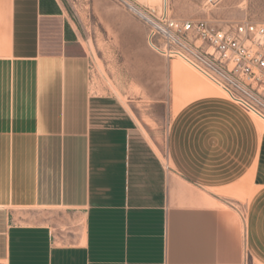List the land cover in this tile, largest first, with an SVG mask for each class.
Segmentation results:
<instances>
[{
    "label": "crops",
    "instance_id": "obj_1",
    "mask_svg": "<svg viewBox=\"0 0 264 264\" xmlns=\"http://www.w3.org/2000/svg\"><path fill=\"white\" fill-rule=\"evenodd\" d=\"M83 34L64 0H0V264H264V126L138 56L192 96L158 154Z\"/></svg>",
    "mask_w": 264,
    "mask_h": 264
},
{
    "label": "rangeland",
    "instance_id": "obj_2",
    "mask_svg": "<svg viewBox=\"0 0 264 264\" xmlns=\"http://www.w3.org/2000/svg\"><path fill=\"white\" fill-rule=\"evenodd\" d=\"M64 2L74 22L84 32L83 36L88 39L93 60L91 79L94 89L99 93L115 95L124 104L129 105L138 125L151 139L158 154L165 156L167 127L176 110L177 102H187L192 96L187 95L180 84L170 86L167 95L166 82L164 81L161 86L160 76H156L159 66L153 63L155 74L149 75L146 74L144 66L137 63L138 56L152 57L153 62L155 58L162 57L148 46L146 47L149 53L140 51L138 39L142 30L146 34V26L117 1L64 0ZM214 2L168 0L167 16L182 21L205 20L218 27L241 22L264 24V0H215ZM149 12L155 17L162 15L158 9L151 8ZM162 59L167 61L166 58ZM175 61L189 72L198 75L205 84L215 89L218 95L226 98L217 87L183 61L179 59ZM162 91L163 96L160 95ZM247 114L264 126L262 120L253 114ZM239 199L242 204H246V200L242 197Z\"/></svg>",
    "mask_w": 264,
    "mask_h": 264
},
{
    "label": "built area",
    "instance_id": "obj_3",
    "mask_svg": "<svg viewBox=\"0 0 264 264\" xmlns=\"http://www.w3.org/2000/svg\"><path fill=\"white\" fill-rule=\"evenodd\" d=\"M115 1L146 26L150 50L183 61L227 100L264 122V24L218 27L205 20L170 19L166 12L155 17L137 0Z\"/></svg>",
    "mask_w": 264,
    "mask_h": 264
},
{
    "label": "bare ground",
    "instance_id": "obj_4",
    "mask_svg": "<svg viewBox=\"0 0 264 264\" xmlns=\"http://www.w3.org/2000/svg\"><path fill=\"white\" fill-rule=\"evenodd\" d=\"M139 4L146 6L147 8H152V9H158V11L161 13H168L167 5L168 4V0H137ZM236 1V0H235ZM234 3V2H233ZM173 4V3H172ZM229 4V3H228ZM232 4V2H231ZM175 8V6H174ZM178 8V7H177ZM206 8V7H205ZM233 8V7H232ZM231 10V9H230ZM173 11V10H172ZM170 12V11H169ZM173 19V18H172ZM173 72L174 74L180 75L182 77H186L191 81H194L193 86L194 88L198 89V90H205L204 88H206V86L202 83H200V81H196L194 80L193 76L190 74V72L184 68L183 66L174 63L173 65ZM216 93V90L212 88V90L207 91V93Z\"/></svg>",
    "mask_w": 264,
    "mask_h": 264
}]
</instances>
